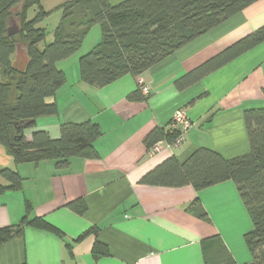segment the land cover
<instances>
[{"label": "crops", "instance_id": "crops-1", "mask_svg": "<svg viewBox=\"0 0 264 264\" xmlns=\"http://www.w3.org/2000/svg\"><path fill=\"white\" fill-rule=\"evenodd\" d=\"M263 25L264 0H258L140 76L127 74L104 87L80 76L79 57L100 40V27H93L81 50L58 63L67 81L48 98L58 113L38 117L25 135L31 139L44 129L57 138L62 123L92 120L103 130L95 144L99 157H74L63 168L52 158L16 162L0 143V170L8 167L22 177L19 187L0 191V228L29 216L61 231L27 225L23 237L0 247V264H206L203 241L213 237L222 239L238 264L251 261L245 234L252 220L234 181L197 191L141 179L168 158L183 162L200 147L226 158L251 151L244 111L264 107V41L193 83L179 81ZM140 79L151 93L129 100ZM179 108L193 127L181 145L151 154L147 136L157 128L171 130ZM0 183L9 182L0 176ZM80 198L87 205L84 214L68 206ZM196 199L210 221L189 211ZM97 240L107 245L108 255L94 256Z\"/></svg>", "mask_w": 264, "mask_h": 264}, {"label": "trees", "instance_id": "trees-1", "mask_svg": "<svg viewBox=\"0 0 264 264\" xmlns=\"http://www.w3.org/2000/svg\"><path fill=\"white\" fill-rule=\"evenodd\" d=\"M256 1L123 0L113 4L110 0H66L55 38L47 43L44 29L38 26L48 16L40 0H0V143L16 162L52 158L57 167L63 168L74 157H99L95 144L103 130L92 120L62 123L57 138L44 129H36L31 139L25 135L38 117L58 113L57 103L48 101L67 81L58 63L81 50L93 27H100L101 37L79 57L80 76L90 85L104 87L127 74L140 76ZM35 4L40 5V10L29 20L27 10ZM19 5L20 10L14 12ZM11 15L19 19L21 30L9 36ZM18 34L21 41L15 38ZM263 41L264 25L193 69L179 85L197 81ZM42 42L45 45L40 49ZM18 49H24L29 59L23 71L13 66ZM144 98L140 86L128 97ZM244 117L250 152L226 158L212 148L200 147L183 162L175 156L168 158L145 174L141 183L165 187L191 185L201 191L234 181L252 220V229L245 234L251 261L244 264H264V107L245 109ZM175 136V131L157 128L145 142L151 147L158 140H173ZM0 176L9 182L0 183V191L15 189L22 181L19 172L8 167L0 170ZM68 206L79 214L87 211L82 198ZM189 211L210 221L198 199ZM27 225L61 234L47 220L25 216L19 224L0 228V247L12 238L23 237ZM203 250L206 264H238L219 237L204 240ZM93 254L96 258L108 255L109 248L97 240Z\"/></svg>", "mask_w": 264, "mask_h": 264}, {"label": "rangeland", "instance_id": "rangeland-1", "mask_svg": "<svg viewBox=\"0 0 264 264\" xmlns=\"http://www.w3.org/2000/svg\"><path fill=\"white\" fill-rule=\"evenodd\" d=\"M113 1H118V0H113ZM66 2V0H40V4L43 6L44 10L48 12V16L45 17V19L39 23V27L44 29L46 33V42L50 43L54 40L55 38V31L58 25L60 24L63 16V5ZM15 9L13 10L14 12H17L20 10V5L17 7H14ZM40 10V5L35 4L32 5L30 8L27 10V17L28 19L34 18L37 13ZM99 27V26H98ZM95 29V28H94ZM95 31V30H94ZM101 37V36H100ZM16 40L21 41L22 36L20 34L16 35ZM45 45V42L40 43L39 47L40 49H43ZM24 50V49H23ZM14 95L12 94V97ZM11 97V98H12Z\"/></svg>", "mask_w": 264, "mask_h": 264}, {"label": "built area", "instance_id": "built-area-1", "mask_svg": "<svg viewBox=\"0 0 264 264\" xmlns=\"http://www.w3.org/2000/svg\"><path fill=\"white\" fill-rule=\"evenodd\" d=\"M139 86L144 95L151 93V87L143 80H139ZM194 123L189 117L185 108H179L173 115L171 120V130L176 132L173 140L161 139L155 142L149 150L151 154H156L164 149H171L174 146H179L184 141L185 134L193 127Z\"/></svg>", "mask_w": 264, "mask_h": 264}, {"label": "water", "instance_id": "water-1", "mask_svg": "<svg viewBox=\"0 0 264 264\" xmlns=\"http://www.w3.org/2000/svg\"><path fill=\"white\" fill-rule=\"evenodd\" d=\"M8 28L7 33L9 36L15 35L20 32L21 27L19 23V19L15 16L11 15L8 20ZM29 59L26 54V51L23 49H18L15 54V59L13 60V66L21 71H23L28 63Z\"/></svg>", "mask_w": 264, "mask_h": 264}]
</instances>
